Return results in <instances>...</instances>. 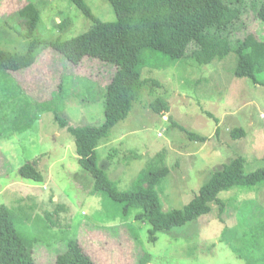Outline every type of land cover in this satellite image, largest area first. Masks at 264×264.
<instances>
[{
	"label": "rangeland",
	"instance_id": "rangeland-1",
	"mask_svg": "<svg viewBox=\"0 0 264 264\" xmlns=\"http://www.w3.org/2000/svg\"><path fill=\"white\" fill-rule=\"evenodd\" d=\"M246 1H234L246 8L235 36L242 38L249 28L264 38V22ZM84 2L99 20L116 19L109 0ZM28 3L40 17L33 36L23 38L6 22L16 23L7 18ZM91 24L73 0H0V50L23 54L31 40L38 42L31 68L0 69V206L16 212V228L36 240L38 264H54L71 239L97 264H264V181L222 191L221 204L212 202L208 213L157 231L154 240L148 222L123 218L120 204L95 192L90 172L78 162L74 136L58 125L53 108L64 106L61 115L74 123H101L100 89L115 67L90 58L74 65L41 42L66 40ZM237 61L231 51L207 64L173 59L162 68L142 69L143 79L159 84L144 86L128 116L96 146L98 165L119 190L131 189L159 152L165 160L154 165L168 168L156 185L164 211L183 208L234 157L244 158L245 173L264 167V72L257 83L238 77ZM52 93L56 99L47 102ZM156 98L170 110L154 112L149 103ZM172 120L205 142L189 139ZM236 127L246 135L233 139L229 131ZM26 162L36 166L42 181L20 174Z\"/></svg>",
	"mask_w": 264,
	"mask_h": 264
},
{
	"label": "trees",
	"instance_id": "trees-1",
	"mask_svg": "<svg viewBox=\"0 0 264 264\" xmlns=\"http://www.w3.org/2000/svg\"><path fill=\"white\" fill-rule=\"evenodd\" d=\"M234 1L237 0H109L116 19L104 22L91 12L84 0H73L81 12L92 20L91 26L85 32L63 41H41L54 54L74 65H79L86 58L114 65L115 72L110 82L100 89V96L104 99V119L101 123H74L61 115L64 106H54V117L60 127L74 136L78 162L90 172L95 192L105 193L111 201L120 204L123 218L133 215L136 220L148 222L151 225V240L155 239L157 231L169 230L208 213L210 203H222L218 196L222 191L237 186H254L264 181V167L245 173L244 158L237 156L214 171L183 208L164 211L156 185L167 175L168 168L154 164L165 160V152L157 153L156 160L139 171L136 183L128 190H119L116 182L98 165V142L128 116L133 103L140 100L144 86L159 84L141 77L145 66L162 68L173 59L207 64L234 51L238 55L235 75L249 77L257 83V74L264 72V38L249 28L242 38L235 36L243 24L241 16L246 8ZM246 2L257 19L264 22V0ZM39 17V10L28 3L15 16L7 18V21L13 19L16 23L8 21L6 25L19 36L30 38L35 33ZM36 45L38 42L31 40L23 54L0 50V69L15 72L31 68L36 60ZM50 97L47 102L56 99L53 93ZM149 107L156 113L170 110L169 103L161 98L152 100ZM172 126L186 132L191 140H206L205 136L187 131L173 120ZM229 132L233 139L246 135L241 127ZM19 172L25 178L43 180V175L31 162L21 165ZM16 214L12 209L0 206V264H38L34 255L36 240L26 238L16 228ZM54 264L97 263L76 239H71L65 251L55 256Z\"/></svg>",
	"mask_w": 264,
	"mask_h": 264
}]
</instances>
